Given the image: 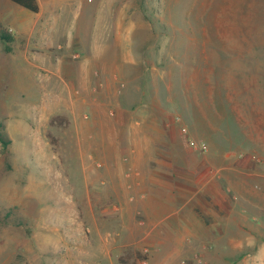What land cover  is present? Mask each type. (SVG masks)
<instances>
[{
  "label": "rangeland",
  "instance_id": "1",
  "mask_svg": "<svg viewBox=\"0 0 264 264\" xmlns=\"http://www.w3.org/2000/svg\"><path fill=\"white\" fill-rule=\"evenodd\" d=\"M37 2L34 13L0 0V134L8 142L0 144L5 204L0 205V222L14 226L8 232H47L54 210L59 208L62 218L63 207L66 212L77 209L76 218L84 220L92 186L82 187L75 171L79 142L70 136H91L82 143L86 153L95 146L96 133L108 139L117 134L120 146L127 147L121 137L135 129L151 135V150L171 148L173 165H189L193 160L184 156L185 149H208L200 137L212 139L215 148L238 149L243 132L264 133V0H128L151 23L144 52L134 49L150 75L145 99L151 108L124 110L96 108L105 101L98 91H89L93 83L86 95L80 92L78 45L63 44L62 28L56 44L50 42L46 23L54 15L62 26L63 16L51 12L50 0ZM4 34L11 42L2 39ZM94 71V64L86 70L92 81ZM116 97L126 102L124 94ZM136 99L130 95V101ZM121 117L124 123L117 121ZM172 134L175 144L169 141ZM110 158L87 160L95 169ZM145 161L144 170L162 165ZM58 197L67 203L55 204ZM70 197L78 203L71 204ZM135 256L139 263L144 258Z\"/></svg>",
  "mask_w": 264,
  "mask_h": 264
},
{
  "label": "crops",
  "instance_id": "2",
  "mask_svg": "<svg viewBox=\"0 0 264 264\" xmlns=\"http://www.w3.org/2000/svg\"><path fill=\"white\" fill-rule=\"evenodd\" d=\"M49 8L62 14L63 23L53 15L46 23L47 38L56 44L62 28L63 44L78 45L80 92L86 95L93 83L89 91H98L105 101L96 108H151L145 99L150 93L145 77L149 81L150 75L134 54L137 47L144 52L151 39V23L141 7L128 0H50ZM92 64L93 81L86 74ZM131 68L135 71H125ZM119 93L125 103L117 100ZM131 94L137 99L130 101ZM127 131L121 137L127 147L120 146L117 134L108 139L96 133L95 146L86 153L82 143L91 136H70L79 142L75 171L82 187L87 191L92 186L84 220L76 218L71 206L69 212L62 208V218L59 208L54 210L47 232H8L14 226L0 222L1 264H139L136 254L149 264H264L262 131L243 132L238 149L215 148L212 139L195 133L208 149H185L184 156L193 160L189 165H173L171 148H148L151 135ZM169 141L175 144L177 137L172 134ZM106 156L110 160L95 169L87 160ZM145 158L162 165L144 170ZM1 200L0 194V205H5ZM54 203L64 205L67 198ZM70 203L78 202L70 197Z\"/></svg>",
  "mask_w": 264,
  "mask_h": 264
},
{
  "label": "trees",
  "instance_id": "3",
  "mask_svg": "<svg viewBox=\"0 0 264 264\" xmlns=\"http://www.w3.org/2000/svg\"><path fill=\"white\" fill-rule=\"evenodd\" d=\"M12 2L18 4L19 6L23 7L24 9L31 11V12H38V6L36 3V0H11ZM2 39L6 42H11V37L7 36L4 34V36L2 37ZM0 144L3 147H6L8 142L7 140H5V138L3 137V135L0 134ZM263 240H264V236H263Z\"/></svg>",
  "mask_w": 264,
  "mask_h": 264
},
{
  "label": "built area",
  "instance_id": "4",
  "mask_svg": "<svg viewBox=\"0 0 264 264\" xmlns=\"http://www.w3.org/2000/svg\"><path fill=\"white\" fill-rule=\"evenodd\" d=\"M177 120H178V118H177ZM185 129H183V132L185 133ZM189 144L190 145H192L193 144V142H189ZM207 150V148L205 147V146H201L200 147V152H205ZM146 253V252H145ZM139 264H149V262H148V260L146 259V258H143L141 261H140V263Z\"/></svg>",
  "mask_w": 264,
  "mask_h": 264
}]
</instances>
